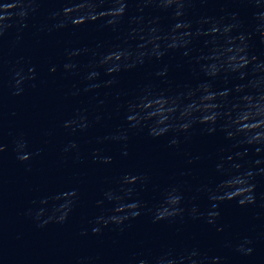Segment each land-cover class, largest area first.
Masks as SVG:
<instances>
[{
    "label": "water",
    "instance_id": "obj_1",
    "mask_svg": "<svg viewBox=\"0 0 264 264\" xmlns=\"http://www.w3.org/2000/svg\"><path fill=\"white\" fill-rule=\"evenodd\" d=\"M0 264H264V0H0Z\"/></svg>",
    "mask_w": 264,
    "mask_h": 264
}]
</instances>
